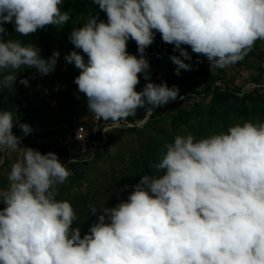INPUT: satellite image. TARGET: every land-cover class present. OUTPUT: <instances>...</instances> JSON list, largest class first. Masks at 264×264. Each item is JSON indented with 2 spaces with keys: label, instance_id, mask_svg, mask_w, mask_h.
<instances>
[{
  "label": "clouds",
  "instance_id": "clouds-1",
  "mask_svg": "<svg viewBox=\"0 0 264 264\" xmlns=\"http://www.w3.org/2000/svg\"><path fill=\"white\" fill-rule=\"evenodd\" d=\"M61 3L0 0V34L7 36L5 23L20 36L64 24L70 14ZM92 3L107 22L92 15L73 28L68 39L88 59L72 51L65 60L81 69L74 83L89 113L115 126L137 109L153 111L178 97L179 88L165 82L135 90L138 73L148 79L144 52L155 32L179 51L170 56L176 75L191 70L182 45L205 56L210 67H225L264 40V0ZM129 39L139 56L126 50ZM58 56L54 51L45 59L33 44L0 38V71L6 72L0 88L15 84L21 68L47 75ZM14 124L24 135L32 131L14 122L11 111H0V152L18 153L0 189V264H264V120L238 122L200 139L176 135L153 165L156 171L140 176L126 200L100 211L92 207L97 218L83 237L73 226L71 203L57 199V186L70 175L66 164L54 152L20 147Z\"/></svg>",
  "mask_w": 264,
  "mask_h": 264
},
{
  "label": "rangeland",
  "instance_id": "rangeland-1",
  "mask_svg": "<svg viewBox=\"0 0 264 264\" xmlns=\"http://www.w3.org/2000/svg\"><path fill=\"white\" fill-rule=\"evenodd\" d=\"M60 7L62 12H69L70 18L64 24H58L57 34L52 39L54 51L59 52L54 71L47 75L41 74V80L34 84V91L26 100L24 122L30 125L31 133L24 135L18 124H14L12 129H20L17 134L22 137L20 147H28L27 139L32 135L37 138L59 135L63 121L77 118L79 123L90 125L93 118L87 108V97L74 83L81 69L65 60L66 55L77 51L87 62V55L81 49H76L68 36L73 28L85 23L90 15H78L66 9L64 4ZM21 37L28 40L27 44L36 43L38 47V35L34 34L32 39L30 36ZM0 38L9 39L4 34H0ZM173 47L170 44L169 47L156 48L150 52L149 68L146 70L148 79H145L144 73H138L139 83L135 86L136 91H141L147 82H165L168 87L177 86L178 97L169 101L171 106L157 118L150 119L149 113L145 120L131 122L127 117L118 126L111 120L102 119L101 129L109 131L111 140L108 138L107 145L97 148L86 162L66 165L70 175L63 184L57 186V199L71 203L76 213L73 226L80 227L81 237L97 218L92 215V207L100 211L103 207L111 208L126 200L140 176L156 171L153 165L159 161L165 145L171 143L176 135L191 133L200 139L226 131L229 125L238 122L264 120V109L259 108H264L263 98L253 103L242 98H231L227 104L222 105L216 103L211 93L205 95L207 88L216 87L232 91L240 88V95L252 91L259 86L255 81L264 61L259 58H242L225 67H210V61L205 56L192 52L190 46L182 45L191 55L190 61L185 60V63L191 64V70L181 69L180 74L176 75L174 70L177 66L170 60V56H178L179 51H173ZM261 49L264 51V43ZM18 71L15 84L0 88V108L2 111H11L14 122L20 120L16 97L27 87L19 81L21 78H29L30 68ZM5 74V71H0V79ZM259 95L264 96V90ZM179 110H184L186 115L180 114ZM134 127L137 130H132ZM31 148L42 154L48 152H42L36 146ZM17 157L15 151L0 152V160L3 161L0 163V189L7 187V173ZM3 207L0 202V209Z\"/></svg>",
  "mask_w": 264,
  "mask_h": 264
},
{
  "label": "trees",
  "instance_id": "trees-1",
  "mask_svg": "<svg viewBox=\"0 0 264 264\" xmlns=\"http://www.w3.org/2000/svg\"><path fill=\"white\" fill-rule=\"evenodd\" d=\"M65 5L66 9H69L71 11H74L78 15H83V16H96L97 21H104L107 22V16L106 14L99 9V6L92 3V0H62L61 5ZM5 29L7 30V36L9 39H17L23 44H27L28 40L25 38H22L19 34H16L14 32V26L12 23H5L3 25ZM57 29L58 25H48L43 29H39L37 32L33 33L30 36V39L34 36V34L38 35L39 37V42H38V48L40 49V55L47 59L52 56L53 51L55 50V47L53 45L52 39L54 36L57 34ZM155 32V30H154ZM264 43V40H258L254 46H252L251 50L248 51L243 58L249 59V58H255L261 61H264V51L261 49V45ZM36 46V43H33ZM170 44L166 43L162 40L161 35L159 32H155L153 43L150 44L149 46L146 47L144 56L148 60L149 63V54L151 51H153L156 48H165L169 47ZM130 54H137L139 56V53L137 52V45L134 40L129 39L127 42V49H126ZM28 79V85L25 88L26 90L21 92L19 95L16 97V106L18 109V115H19V122L20 123H26L24 122V114L27 112V107H26V100L28 96L34 91L35 86L34 84L37 81L41 80V74L35 69V68H30V74ZM262 82L261 84H259ZM255 83L259 86L254 88L252 91H246L244 94L240 95L242 93V90L239 88L236 91H232L229 89H223L222 87H216V88H207L205 91V95L207 94H212L213 98L217 101L216 103L225 105L228 103V101L231 98H242L244 101H249L250 103L256 102V100H261L262 98L264 99V96L259 95L261 90H264V64L262 65L260 73L256 77ZM259 96V97H257ZM259 98V99H257ZM171 106L170 102L163 106H157L153 109V111H148L146 109H137L134 114L128 116V120L131 122H136V121H142L145 120L147 115L150 113L149 118L154 119L159 117L164 111H166L169 107ZM257 107V104L255 105ZM147 107L151 108V105H147ZM261 109H264L263 107H259ZM2 108H0V111ZM184 110H179L180 114L186 115ZM14 127V126H13ZM20 129L17 128L16 130H12L15 135L18 134V131ZM132 130H137V127L132 128ZM112 135L108 132L107 133V141L104 143L105 146L108 143V138L111 140ZM98 139H101V136L97 137ZM28 142V139H27ZM27 144V143H26ZM41 151H45V147L41 148ZM86 162V161H82ZM80 163V162H79ZM77 164V163H76ZM75 165V164H72Z\"/></svg>",
  "mask_w": 264,
  "mask_h": 264
},
{
  "label": "built area",
  "instance_id": "built-area-1",
  "mask_svg": "<svg viewBox=\"0 0 264 264\" xmlns=\"http://www.w3.org/2000/svg\"><path fill=\"white\" fill-rule=\"evenodd\" d=\"M77 120V118H72L63 121L59 135L42 138L29 136L27 146H36L40 150L45 147L46 151L56 153L59 161L66 165L86 161L97 148L104 145L109 131L101 129L102 119L93 117L90 125L81 124ZM99 136L101 139L97 138Z\"/></svg>",
  "mask_w": 264,
  "mask_h": 264
}]
</instances>
